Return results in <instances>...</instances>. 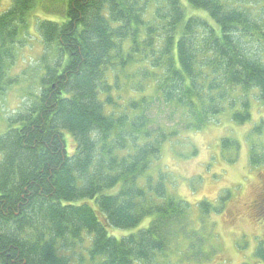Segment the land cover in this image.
<instances>
[{
	"label": "trees",
	"instance_id": "16d2710c",
	"mask_svg": "<svg viewBox=\"0 0 264 264\" xmlns=\"http://www.w3.org/2000/svg\"><path fill=\"white\" fill-rule=\"evenodd\" d=\"M29 37L43 53L15 73ZM11 89L0 264L203 263L196 252L217 241L207 223L216 231L231 193L193 205L158 165L182 134L223 117L246 125L253 104L264 108V0H8L0 104ZM263 135L261 117L247 138L253 168L264 166ZM220 143L239 153L235 139ZM255 256L264 262V249Z\"/></svg>",
	"mask_w": 264,
	"mask_h": 264
},
{
	"label": "rangeland",
	"instance_id": "374dc122",
	"mask_svg": "<svg viewBox=\"0 0 264 264\" xmlns=\"http://www.w3.org/2000/svg\"><path fill=\"white\" fill-rule=\"evenodd\" d=\"M7 6L8 0H0V12ZM38 14L47 16L41 10ZM31 33L32 36L36 34L32 30ZM43 50L41 43L29 37L21 52L23 58L19 60L14 72L21 73L28 68L30 61L32 65L37 64L36 61L41 57ZM19 104L18 90L11 89L0 104V118L11 115ZM251 111L253 120L249 124L238 126L223 117L216 126L191 135L182 134L179 139L183 140V145L165 147L158 166L167 173V184L173 193L193 205L203 199L215 202L228 191L231 193L225 211L211 219L215 222L216 231L211 230L212 225L207 223V234H217V241H214V244L209 243L216 249H211L212 253L208 255L207 245L204 254L196 252V257L205 260L203 263L194 260L181 264H264L255 256L259 247L264 249V205L261 210H256L261 201L264 203V166H250L249 139L247 140L251 129L259 123L261 117L264 118V108L253 104ZM223 138L235 139L240 143L237 155L230 150H222L220 142ZM258 140L264 143L262 136ZM74 146L72 138L68 135L69 153H72ZM194 148L197 155L192 156ZM228 157L234 161L227 162ZM149 221L150 219H146L141 228L147 227ZM190 228L200 230L198 221L195 223L191 219Z\"/></svg>",
	"mask_w": 264,
	"mask_h": 264
},
{
	"label": "flooded vegetation",
	"instance_id": "af4514ba",
	"mask_svg": "<svg viewBox=\"0 0 264 264\" xmlns=\"http://www.w3.org/2000/svg\"><path fill=\"white\" fill-rule=\"evenodd\" d=\"M263 205H264V203H261V205H259V204H258V206H257V209H256V210H260V208H262V207H263Z\"/></svg>",
	"mask_w": 264,
	"mask_h": 264
}]
</instances>
